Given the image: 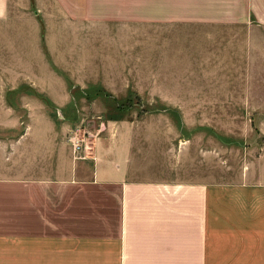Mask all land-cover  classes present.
Listing matches in <instances>:
<instances>
[{"label": "rangeland", "instance_id": "1", "mask_svg": "<svg viewBox=\"0 0 264 264\" xmlns=\"http://www.w3.org/2000/svg\"><path fill=\"white\" fill-rule=\"evenodd\" d=\"M12 1L0 167H95L121 143L135 181L264 179V30L151 43L89 27L73 0ZM78 128L81 157L69 142Z\"/></svg>", "mask_w": 264, "mask_h": 264}, {"label": "crops", "instance_id": "2", "mask_svg": "<svg viewBox=\"0 0 264 264\" xmlns=\"http://www.w3.org/2000/svg\"><path fill=\"white\" fill-rule=\"evenodd\" d=\"M76 2L89 27L151 43L264 30V0ZM12 11L0 0L1 36ZM107 156L95 167L1 164L0 264H264V179L135 181L129 145Z\"/></svg>", "mask_w": 264, "mask_h": 264}, {"label": "built area", "instance_id": "3", "mask_svg": "<svg viewBox=\"0 0 264 264\" xmlns=\"http://www.w3.org/2000/svg\"><path fill=\"white\" fill-rule=\"evenodd\" d=\"M69 142L76 156L81 157V155L87 153L90 150L85 139L81 137V128L76 129L72 133Z\"/></svg>", "mask_w": 264, "mask_h": 264}]
</instances>
